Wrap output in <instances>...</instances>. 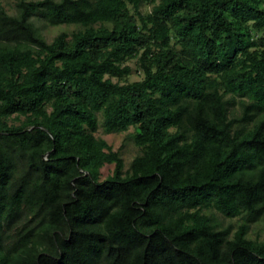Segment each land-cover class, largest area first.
<instances>
[{
	"label": "trees",
	"instance_id": "16d2710c",
	"mask_svg": "<svg viewBox=\"0 0 264 264\" xmlns=\"http://www.w3.org/2000/svg\"><path fill=\"white\" fill-rule=\"evenodd\" d=\"M44 5L0 3V264H264V0Z\"/></svg>",
	"mask_w": 264,
	"mask_h": 264
},
{
	"label": "rangeland",
	"instance_id": "374dc122",
	"mask_svg": "<svg viewBox=\"0 0 264 264\" xmlns=\"http://www.w3.org/2000/svg\"><path fill=\"white\" fill-rule=\"evenodd\" d=\"M31 2H45V5L43 6V9H48L50 6L54 3H58L61 0H28ZM93 1V0H91ZM0 3L5 6L9 11H12V6H14V0H0ZM142 11L144 13L151 11V6H145L142 8ZM28 24L34 29L40 31L49 42H52L53 39L59 35L62 32H72L75 28L74 26H52L49 24L48 19L46 18L45 14H39V15H31L28 18ZM131 66L134 68V73L131 76V81H137L141 79L140 72H137L136 66L134 63H130ZM98 136L105 139L109 145L113 147L115 151H120L122 157L125 160L126 168H129L130 163L132 160L139 154V149L134 145L132 141L127 139L128 133H115V134H106L102 128H100V131L98 133ZM114 170L113 166H106L103 169V178H107L110 174H112ZM220 222L223 226L227 225H234L236 226L239 224L238 219L230 220V219H224L221 216H219ZM263 228L262 223L253 224L252 230L250 233V236L252 238H255L257 234L260 233V231Z\"/></svg>",
	"mask_w": 264,
	"mask_h": 264
}]
</instances>
